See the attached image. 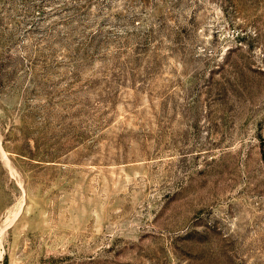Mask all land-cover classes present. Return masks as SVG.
Returning <instances> with one entry per match:
<instances>
[{"label": "rangeland", "instance_id": "374dc122", "mask_svg": "<svg viewBox=\"0 0 264 264\" xmlns=\"http://www.w3.org/2000/svg\"><path fill=\"white\" fill-rule=\"evenodd\" d=\"M0 264H264V0H0Z\"/></svg>", "mask_w": 264, "mask_h": 264}]
</instances>
